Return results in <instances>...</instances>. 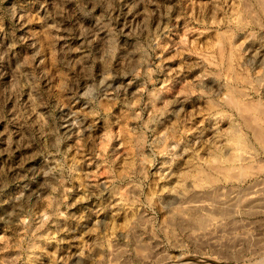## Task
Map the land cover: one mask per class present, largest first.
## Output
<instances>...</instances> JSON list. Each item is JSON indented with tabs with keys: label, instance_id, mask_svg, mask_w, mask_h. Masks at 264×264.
Segmentation results:
<instances>
[{
	"label": "rangeland",
	"instance_id": "obj_1",
	"mask_svg": "<svg viewBox=\"0 0 264 264\" xmlns=\"http://www.w3.org/2000/svg\"><path fill=\"white\" fill-rule=\"evenodd\" d=\"M244 101L264 0H0V264H264Z\"/></svg>",
	"mask_w": 264,
	"mask_h": 264
},
{
	"label": "bare ground",
	"instance_id": "obj_2",
	"mask_svg": "<svg viewBox=\"0 0 264 264\" xmlns=\"http://www.w3.org/2000/svg\"><path fill=\"white\" fill-rule=\"evenodd\" d=\"M262 5V4H261ZM250 6V5H249ZM230 33V32H229ZM221 35V34H220ZM234 57V56H233ZM229 67V66H228ZM233 68V67H232ZM228 70H229V68H228ZM237 73V72H236ZM237 75V74H236ZM234 90V89H233ZM226 93H228V96H226V101H228V104L230 103V104H232L233 106H237L239 103H238V99H236V96L234 95V94H232L231 92L229 93V89H228V92H226ZM240 100V99H239ZM240 102V101H239ZM238 103V104H237ZM243 103H245L246 105H244V108L242 107V108H240L239 109V111H241V114H240V112H239V114L240 115H243L242 114V112H245L246 113V115H243V121H244V124L245 125H247L250 129H251V134H252V136L254 137V139L258 142V143H260V144H262V145H264V132H263V130H264V126H262L261 125V123L259 124L258 123V119H259V117H261V118H264V106L262 107L261 105H259V103L260 102H257V104H255V103H246L245 101L243 102ZM241 105H243L242 104V101H241ZM241 105H240V107H241ZM252 109H254L253 110V112H252ZM238 110V109H237ZM235 126V125H234ZM237 130V129H236ZM237 131H233V134H231V136H230V140L232 141V143L234 142V143H236L237 145L239 144V147H240V141H241V137H239V135L236 133ZM263 132V133H262ZM244 134V133H243ZM243 139V138H242ZM230 142V141H229ZM233 143V144H234ZM241 144H242V142H241ZM245 145V144H244ZM230 146V145H229ZM234 146H235V144H234ZM242 146V145H241ZM262 147V146H261ZM233 149V148H232ZM231 149V150H232ZM237 149H238V147H237ZM234 150H236L235 148H234ZM238 151H239V149H238ZM229 153V152H228ZM235 153H237L236 151H235ZM232 156V155H231ZM228 157V156H227ZM241 157V156H240ZM226 158V157H225ZM231 158V157H230ZM235 158V157H234ZM212 159V158H211ZM215 160V159H214ZM216 160H217V158H216ZM215 160V161H216ZM230 160V159H229ZM229 160L227 161V163H225V161H224V163L225 164H223V162H222V164H220L221 162H219V164L218 163H215V161L212 163V167H213V169H216L218 172H223V171H225V174L227 175V176H230L231 177V166H233V165H231V163L229 164L228 162H229ZM240 160V159H239ZM220 161V160H219ZM237 161V160H236ZM245 161V160H244ZM217 162V161H216ZM233 162V161H232ZM238 165V164H237ZM236 167V166H235ZM242 167V166H241ZM202 170V169H201ZM238 170V169H237ZM236 170V171H237ZM202 171H204V170H202ZM201 171V172H202ZM241 171V170H240ZM239 171V172H240ZM245 170L243 169V171H241V172H244ZM200 171H198V173H199ZM205 174V173H204ZM199 176V175H198ZM210 176V175H209ZM208 175L204 178L205 179V181L206 182H211V181H214L213 180V178H211V176L209 177ZM224 178V177H223ZM202 179V178H201ZM200 181V180H199ZM206 184V183H205ZM211 184V183H210ZM203 186H204V184H202ZM199 188V187H198ZM180 211V210H179ZM177 212V211H176ZM205 218V217H204ZM207 220V219H206ZM193 224V223H192ZM194 228V227H193Z\"/></svg>",
	"mask_w": 264,
	"mask_h": 264
}]
</instances>
